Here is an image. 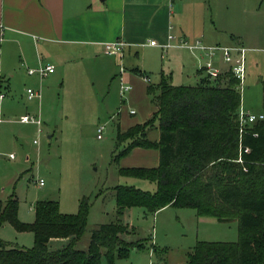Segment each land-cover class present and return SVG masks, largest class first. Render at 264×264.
Returning a JSON list of instances; mask_svg holds the SVG:
<instances>
[{
	"label": "rangeland",
	"instance_id": "374dc122",
	"mask_svg": "<svg viewBox=\"0 0 264 264\" xmlns=\"http://www.w3.org/2000/svg\"><path fill=\"white\" fill-rule=\"evenodd\" d=\"M199 1L203 4V18L211 29L215 28L217 38L245 50L244 78L237 87L239 108L261 113L264 0ZM176 18L174 14L172 22ZM219 54L216 52L212 61ZM102 59L69 64L73 78H55L50 84L49 74L40 82L38 78L17 74L3 78L0 87V199L13 194L17 219L24 223L33 221L36 201H55L59 212L66 214L75 213L79 201H84L86 228L78 248L85 246L90 231L97 225L115 221L113 186L129 184L148 191L154 189L152 182L118 174L125 159L124 154L118 155L124 143L116 142L117 132L142 123L153 111L146 85L155 86L160 71L172 84L193 85L205 76L203 71L196 72L205 59H200L197 51L183 47L161 51L159 46L142 45L136 55L131 54V59L139 63L141 74L126 68L124 81L130 89L120 95L115 77L118 66L102 70ZM220 65L227 68L224 62L220 61ZM57 70L55 67V74ZM26 87L38 91L39 98L28 100ZM130 109L134 114H129ZM22 114L39 117L40 131L31 123H19ZM100 125L101 137L96 138L95 129ZM153 130L147 132L151 134ZM38 179H42V185L37 184ZM122 221L132 226L129 238L140 240L142 246L130 247L126 256L114 258L112 264H185V254L197 240L237 238L235 220L219 222L212 217H198L190 208L170 206L152 214L136 206ZM0 239L21 248L33 245L31 231H18L9 223L0 227ZM98 264H108L103 254Z\"/></svg>",
	"mask_w": 264,
	"mask_h": 264
},
{
	"label": "trees",
	"instance_id": "16d2710c",
	"mask_svg": "<svg viewBox=\"0 0 264 264\" xmlns=\"http://www.w3.org/2000/svg\"><path fill=\"white\" fill-rule=\"evenodd\" d=\"M260 85L264 111V78ZM237 87L227 72L205 75L193 85H172L163 77L155 86L147 85L155 110L142 123L118 131L116 142L124 143L118 155L136 146L156 148L158 164L120 167L118 174L154 182V191L113 186L115 221L93 228L84 249L77 247L86 228L84 201L69 214L59 212L55 201H36L33 221L24 223L9 194L0 200V226L31 231L33 245L21 248L0 239V264H98L101 254L112 264L130 247L142 246L129 238L132 228L121 222L124 211L134 206L148 213L164 206L190 208L198 217L236 221L235 241L197 240L186 252L185 264H264V119L238 131ZM151 128L158 130L156 141L146 138ZM49 238L68 241L51 250Z\"/></svg>",
	"mask_w": 264,
	"mask_h": 264
},
{
	"label": "crops",
	"instance_id": "0c3cea01",
	"mask_svg": "<svg viewBox=\"0 0 264 264\" xmlns=\"http://www.w3.org/2000/svg\"><path fill=\"white\" fill-rule=\"evenodd\" d=\"M203 11V4L199 0H177L174 4L173 0H0V87L3 78L10 79L17 74L33 80L38 78L39 82L49 74L47 81L50 84L55 78H73L75 74L68 69L69 64L76 60L84 62L97 58H103L99 64L102 70L118 66L119 71L121 66L123 80L126 68L140 75V65L137 60L131 59V54L136 55L138 47L148 45L147 40L164 43L167 33L173 36L172 44L183 39L190 42L199 40L206 46H232L227 45L224 38H217L215 28L212 27V30L205 22ZM174 14L177 18L172 22ZM105 41H121V54H104L102 42ZM173 47L178 46L167 48ZM220 61L223 62L220 56H216L213 65L224 72L226 68L220 65ZM38 64H50L53 69L43 77L35 73L27 74V68H35ZM55 67L58 68L56 74ZM118 75L117 72L116 79ZM160 77L166 79L162 71L159 80ZM167 82L172 84L171 81ZM146 138L156 141L158 130L154 128L151 134L146 131ZM122 158L125 159L124 167L152 168L158 164V151L156 148L136 146ZM152 183L155 189V183ZM134 207L127 208L121 220ZM67 241L68 238H49L47 247L57 249Z\"/></svg>",
	"mask_w": 264,
	"mask_h": 264
},
{
	"label": "built area",
	"instance_id": "2783aa9c",
	"mask_svg": "<svg viewBox=\"0 0 264 264\" xmlns=\"http://www.w3.org/2000/svg\"><path fill=\"white\" fill-rule=\"evenodd\" d=\"M173 39V36L169 33L166 35V41L162 44H157L154 40H147L148 45H157L161 48V50L166 49L170 46H178L183 47L191 52L197 51L199 53V58H205L204 62L201 63L198 70L200 72H204L205 75L209 76L210 78H214L217 75H219L221 72L213 65L212 58L215 55L216 52H219L221 60L226 63L227 68L226 72L231 74L232 77H234L238 82V87L241 86L243 78H244V48L242 46L238 45H232V46H218V45H211L206 46L200 43L199 40L194 41H187L180 39L177 43L172 44L171 41ZM123 43L121 41H105L102 42V52L104 54H121V48ZM53 69V66L50 64H38L35 68H27L26 72L27 74H37L39 77H43L47 75L49 72H51ZM122 67H119V75L117 77L118 80V91L120 95H124L126 92L129 91L130 86L125 83L123 78L121 77ZM147 81V77H143ZM26 97L27 99L33 98V97H39V93L36 91H33L30 88L25 89ZM2 95L0 94V98ZM134 110L130 109L129 113H133ZM264 114L263 113H250L248 111H244L241 108L238 107L237 110V122H238V131L242 132L243 128L247 124H251L255 121L263 120ZM0 118V122H1ZM18 122L21 123H33L37 126V130L39 131V125L41 123L39 117H35L28 114H23L18 117ZM102 125L96 127L95 131V137L100 138L101 132H102ZM247 149L245 148V151ZM9 157H11V154H9ZM38 185H42V179L37 180Z\"/></svg>",
	"mask_w": 264,
	"mask_h": 264
}]
</instances>
